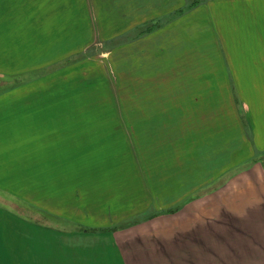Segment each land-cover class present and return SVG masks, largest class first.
<instances>
[{
  "label": "rangeland",
  "instance_id": "1",
  "mask_svg": "<svg viewBox=\"0 0 264 264\" xmlns=\"http://www.w3.org/2000/svg\"><path fill=\"white\" fill-rule=\"evenodd\" d=\"M104 1V7L95 10L91 2L67 3L72 11L73 55L63 60L65 64L51 66L56 70L50 74L54 80L34 81L40 89L57 90V97L47 98L48 105L56 101L59 109L67 110L51 113V121L55 116L58 124L52 130L55 173L43 166L36 178L45 208H34L31 197L36 193L26 196L30 202L0 190V264H119L111 242L100 231L137 228L144 233L150 224L160 226L165 219L161 216L175 222L183 188L185 193L192 188V172L203 170V174L220 148L232 145L238 156L250 152L252 122L264 114V47L260 45H264V0L253 2L257 12L249 17L251 37L259 47L248 50L234 45L248 39V34L223 32L215 37L213 22L196 25L194 32L190 19L176 20L184 8H192L191 3L196 6L207 0H186L178 12L130 29L111 14L113 0ZM147 3L140 2L139 7ZM199 20L205 18L201 15ZM217 36L232 45L218 47ZM47 72L39 68L25 78ZM27 82L26 88H34L29 84L33 81ZM19 83L0 78V91ZM69 120L66 125L71 128L59 127ZM11 179L2 176L0 184L17 191L16 183L7 186ZM207 191L209 187L198 194ZM71 192L74 205L86 207L88 201L103 199L100 209L114 213V219L125 212L138 213L93 230L59 218L46 207L50 195L67 197ZM53 229L55 234L48 232ZM79 233H87V239L79 240ZM169 238L168 247H175V237ZM159 241L137 240L141 247L153 246L147 250L161 247ZM128 250L139 252L135 245Z\"/></svg>",
  "mask_w": 264,
  "mask_h": 264
},
{
  "label": "crops",
  "instance_id": "2",
  "mask_svg": "<svg viewBox=\"0 0 264 264\" xmlns=\"http://www.w3.org/2000/svg\"><path fill=\"white\" fill-rule=\"evenodd\" d=\"M82 1L91 2L94 10L104 7L105 2ZM147 1L146 5L139 7L140 2ZM185 1L113 0L115 7L114 13L111 14L122 18L120 23L129 25L127 27L130 29L151 18L178 12L185 7ZM254 1L207 0L206 3L190 9L184 8L176 20L179 21L182 17L190 19L189 23L192 24L194 32L196 25L204 22L211 25L213 22L211 31L215 37L217 33L223 32L248 34V39L236 41L235 48L254 49L259 47L258 42L251 37L249 21V17L257 12V9L252 7ZM56 2H61V5L56 7ZM68 2L70 0H0V78L20 81L15 88L0 91V177L13 178L7 186L18 185L17 191H12L0 184V190L17 193L21 201L33 200L34 208L38 209L45 208V205L41 204V190L37 187L36 179L40 176V167L48 165L49 173L52 174L56 169V145L52 130L57 128L58 124L55 116L54 121H51V113L56 110L63 112L67 107L59 109L56 101L53 106L48 105L50 101L47 98L57 97V90L40 89L35 87L34 81L54 80L50 74L56 73V70L51 66L63 65L67 62L63 60L70 59L73 55L72 11ZM201 15L205 20H199ZM229 41L219 36L216 38L218 47L222 49H228L229 45H232ZM260 45L264 47L263 44ZM242 53L244 55L245 51ZM247 64L251 65L252 62ZM227 65H232L229 59ZM39 68L47 69L48 72L25 78L26 74L31 75L30 71L34 72ZM21 75L23 76L19 77ZM25 82H32L29 84L34 88H26L28 84ZM69 109L71 112V105ZM19 111L22 112L21 116L16 114ZM33 117L35 119H31ZM255 119L252 122L253 144L250 145L247 155L238 156L233 151V146L229 145L228 148L223 147L215 152L203 174L200 172L203 170L192 172V188L186 193L183 188L179 199L182 203L178 207L175 222H172V217L161 216V219H165H162L160 226L150 224L144 233L136 231L137 228L126 231H100L138 212H122L121 216L114 219V213L100 209L103 199L88 201L90 205L86 207L74 205L76 201L73 200V192L67 196L70 198L61 194L50 195V202L46 207L49 211L54 210V215L59 218L100 231L102 236L111 242V250H115L119 264H264V114ZM67 122L70 120L64 121V126L59 127L71 128L66 125ZM36 127L38 130L32 129ZM181 175L184 176V173ZM184 183L183 187L190 186ZM91 184L88 183V187ZM208 187L209 191L198 194ZM31 193L38 195L30 196L32 200L26 198ZM149 204L148 206L151 205ZM108 206L105 203L104 207ZM146 209L148 207L141 211ZM111 217L113 221H109ZM169 223L175 226L169 227ZM32 226L36 229L34 224ZM48 232L55 234L56 231L53 229ZM86 234L76 235L80 240L84 239ZM169 236L175 237V247H168ZM141 237L160 240L161 247L158 245L155 249L147 250L145 248L153 246L141 247L137 242ZM126 240L130 241L129 245ZM85 244L89 245L88 242ZM134 245L139 251L136 254L128 250V247ZM141 251L149 253L143 254Z\"/></svg>",
  "mask_w": 264,
  "mask_h": 264
},
{
  "label": "trees",
  "instance_id": "3",
  "mask_svg": "<svg viewBox=\"0 0 264 264\" xmlns=\"http://www.w3.org/2000/svg\"><path fill=\"white\" fill-rule=\"evenodd\" d=\"M193 5H194V4H193V3H191V4L189 5V7H193Z\"/></svg>",
  "mask_w": 264,
  "mask_h": 264
}]
</instances>
